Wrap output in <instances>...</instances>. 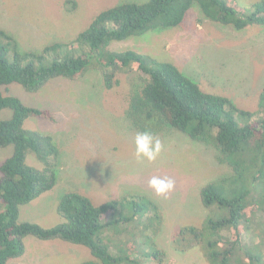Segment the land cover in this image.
<instances>
[{"label":"trees","instance_id":"16d2710c","mask_svg":"<svg viewBox=\"0 0 264 264\" xmlns=\"http://www.w3.org/2000/svg\"><path fill=\"white\" fill-rule=\"evenodd\" d=\"M196 8L202 18L243 30L264 26V0L230 5L227 0L121 1L99 11L72 39L24 49L0 30V150L11 154L0 164V264L25 252L24 239L61 240L88 249L78 264H164L166 254L155 242L163 214L155 201L128 195L94 204L68 190L57 206L61 222L44 228L19 221L20 207L50 191L60 148L52 136L24 127L29 118L50 119L46 110L25 105L3 87L18 84L36 93L51 80H77L97 70L105 89L118 76L136 72L141 83L128 99L126 117L139 132L176 130L213 147L230 174L201 187L207 210L199 225H184L171 237L179 252L197 249L207 264H264V89L254 112L231 99L204 92L174 64L135 50L116 51L113 42L178 27ZM29 159V160H28ZM216 212V213H215ZM251 244L242 242V233Z\"/></svg>","mask_w":264,"mask_h":264},{"label":"rangeland","instance_id":"374dc122","mask_svg":"<svg viewBox=\"0 0 264 264\" xmlns=\"http://www.w3.org/2000/svg\"><path fill=\"white\" fill-rule=\"evenodd\" d=\"M121 1L144 0H0V30L22 48L38 50L74 38L99 11ZM227 1L250 5L258 0ZM110 47L168 61L202 91L225 96L243 110L258 109L264 89V26L235 30L202 18L192 8L178 27L113 42ZM118 80L117 86L107 90L93 69L77 80H51L36 93L18 84L2 88L25 105L49 112L50 119L29 118L24 127L52 136L61 154L54 187L21 206L19 221L56 226L61 222L56 206L68 190L82 193L96 205L142 195L155 201L163 214L154 240L166 254L164 264H207L197 249L175 250L171 237L184 225L203 222L207 210L200 201L201 187L229 175L230 169L213 147L170 128L151 133L162 144L157 159L138 161L134 140L141 132L128 121L126 109L130 93L141 81L136 72L121 74ZM10 115V110H1L0 120ZM11 151V147L0 150V164ZM154 176L173 179L174 190L156 195L149 186ZM241 236L243 243L251 244L250 236L244 232ZM24 244V254L8 264H78L91 257L87 248L61 240L27 237Z\"/></svg>","mask_w":264,"mask_h":264},{"label":"clouds","instance_id":"9594fccd","mask_svg":"<svg viewBox=\"0 0 264 264\" xmlns=\"http://www.w3.org/2000/svg\"><path fill=\"white\" fill-rule=\"evenodd\" d=\"M135 157L138 161L147 160L153 162L162 151L161 141L150 132L137 133L135 136ZM149 186L158 196L166 195L175 188V181L171 178L152 177Z\"/></svg>","mask_w":264,"mask_h":264}]
</instances>
